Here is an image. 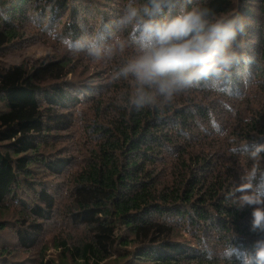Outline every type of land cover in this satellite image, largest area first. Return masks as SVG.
<instances>
[{
    "label": "trees",
    "instance_id": "16d2710c",
    "mask_svg": "<svg viewBox=\"0 0 264 264\" xmlns=\"http://www.w3.org/2000/svg\"><path fill=\"white\" fill-rule=\"evenodd\" d=\"M126 2L0 0V12L10 17L0 22V49L23 35L30 16L75 39L117 20ZM106 4L115 10L110 17L100 9ZM195 4L249 21L237 43L245 41L254 62L233 68L232 96H220L224 114L220 110L217 118L215 100L228 89H193L162 111H136L120 100L131 81L110 84L108 77L100 83L88 75L98 81L93 87L79 80L83 74L67 54L30 67L0 68V212L20 207L13 218L0 219V234L13 231L18 245L28 249L41 240L60 211L48 179L56 176L68 182L63 218L83 233L75 242L56 238L59 260L40 257L38 264H210L204 253L215 245L251 249L264 238V230L251 229L253 207L238 205L250 187L244 175L252 164L245 153L234 152L264 144V98L250 91L256 78L264 92V0H191L186 7ZM89 18L95 22L90 31ZM118 63L105 64L113 69ZM245 67L253 77L242 85ZM86 104L91 151L73 168L68 148L74 140L68 135ZM187 227L201 236L194 247L180 239ZM11 254L2 243L0 257Z\"/></svg>",
    "mask_w": 264,
    "mask_h": 264
},
{
    "label": "clouds",
    "instance_id": "9594fccd",
    "mask_svg": "<svg viewBox=\"0 0 264 264\" xmlns=\"http://www.w3.org/2000/svg\"><path fill=\"white\" fill-rule=\"evenodd\" d=\"M191 0H127L122 14L96 32H84L73 39L58 35L50 22L33 17L32 23L48 37L59 39L72 54H85L91 60L110 63L120 58L109 75V83L131 81L132 89L120 100L136 111H162L176 97L193 89L232 90L233 68L251 64L246 43L237 38L246 34L249 21L240 14L223 15L207 5L186 7ZM180 8L176 15L173 10ZM0 22H10L0 12ZM253 73L245 67L242 85ZM235 153H245L252 166L244 175L250 185L238 205L253 207L251 229L264 230V144L247 145ZM210 264H264V238L243 249L229 242L223 248L206 250Z\"/></svg>",
    "mask_w": 264,
    "mask_h": 264
},
{
    "label": "rangeland",
    "instance_id": "374dc122",
    "mask_svg": "<svg viewBox=\"0 0 264 264\" xmlns=\"http://www.w3.org/2000/svg\"><path fill=\"white\" fill-rule=\"evenodd\" d=\"M100 9L101 11H107L109 13V17L111 14L115 13L114 8H110L108 5L106 7L102 6ZM33 17L37 16H30L27 21L22 24L21 27L23 28L21 32L23 33V35L21 37H19L16 41L6 46L5 48L0 49V68H6L11 65L22 63H25L30 67L35 62L41 59H45L46 57H60L64 54H67L70 57H74L76 64L79 67L78 71L83 74V76H81L79 80H85L91 83L93 87H97L98 81L95 83L92 82V79L89 80L87 78L88 75H91L96 77L98 76V78L100 79V83H106L113 69H110L109 66H107L105 63L91 60L87 55L83 53H69L59 39H52L48 37L41 28H37L32 23ZM47 22L48 20L45 23ZM85 23L87 24V28L89 31L95 26V22L90 18L87 19ZM54 26L58 33L60 31V26L58 27L56 24ZM117 60H120V58H118ZM96 77H94L93 80H95ZM257 83L258 82L256 78L252 80L250 91H252L253 94L262 96L264 98V92L260 91L259 87H257ZM111 88H113V86H111ZM227 94L230 95L231 91L228 90L225 93L219 92V96L215 100L217 103H219V106H217V109L214 111L212 116L213 118L219 117L218 113L220 112V110H222L220 107V96L226 97ZM87 107L88 104L80 108L81 111L77 115V125L68 135L70 141L72 138L74 140L71 143V147L68 148L71 155L75 156V163L73 168L80 166V161L83 157L84 152L91 151L92 140L88 139V136L85 133L88 122L87 118L90 115L87 112ZM223 114L224 113L222 110V112H220V115ZM67 143H69V141ZM48 179L55 186L52 188V190L59 199V207H57L56 211H58L59 209L60 211L55 213L54 218L47 225V231L43 235L41 240L30 249L18 245L13 231L9 230L1 233L0 245L2 246V243H4V247H8L12 254L7 255L4 258L0 257V264H38V262L40 261V257H44L46 259L49 257H54L59 260V257H57L59 250L55 247L54 240L56 238H67L68 240L75 242L77 241V239H80L83 236L80 228H76L65 218H63L64 214L62 212V209L67 203V199L69 196L68 182L65 179V176L49 177ZM19 208L20 207L18 206H10L9 208L5 209L6 211L0 212V219L13 218L16 214V211H19ZM188 228L189 227L182 229V233L184 234L181 235L182 237H180V239L187 241L192 247H194L196 240L201 239V236H199L195 230H188ZM220 245L222 244H219V246L215 245L213 247L215 248L213 249V251L223 248ZM220 263H223V261L220 260Z\"/></svg>",
    "mask_w": 264,
    "mask_h": 264
}]
</instances>
